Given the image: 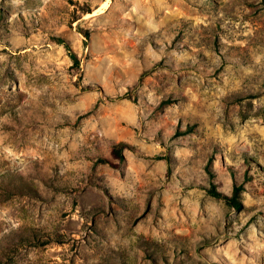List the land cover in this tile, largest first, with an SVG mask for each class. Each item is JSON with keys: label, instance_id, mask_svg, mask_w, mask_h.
<instances>
[{"label": "rangeland", "instance_id": "rangeland-1", "mask_svg": "<svg viewBox=\"0 0 264 264\" xmlns=\"http://www.w3.org/2000/svg\"><path fill=\"white\" fill-rule=\"evenodd\" d=\"M0 264H264V0H0Z\"/></svg>", "mask_w": 264, "mask_h": 264}, {"label": "trees", "instance_id": "trees-1", "mask_svg": "<svg viewBox=\"0 0 264 264\" xmlns=\"http://www.w3.org/2000/svg\"><path fill=\"white\" fill-rule=\"evenodd\" d=\"M74 58L76 60V57L75 56H74ZM76 64L79 66V62L77 60H76ZM240 189H241L240 187H237L235 189L236 190V193H238ZM214 193H215V195H219V193L217 191H215ZM232 200H234V202H236L235 199H232Z\"/></svg>", "mask_w": 264, "mask_h": 264}]
</instances>
